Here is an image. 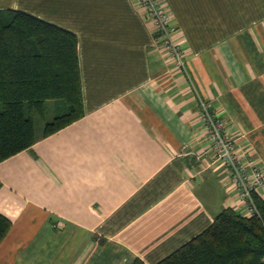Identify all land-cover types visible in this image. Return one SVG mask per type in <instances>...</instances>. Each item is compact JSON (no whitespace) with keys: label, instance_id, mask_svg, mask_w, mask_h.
<instances>
[{"label":"crops","instance_id":"obj_1","mask_svg":"<svg viewBox=\"0 0 264 264\" xmlns=\"http://www.w3.org/2000/svg\"><path fill=\"white\" fill-rule=\"evenodd\" d=\"M193 90L134 0H0L79 36L85 114L0 161V264H157L225 207L199 94L264 174V0H164ZM264 198V183L258 188Z\"/></svg>","mask_w":264,"mask_h":264},{"label":"trees","instance_id":"obj_2","mask_svg":"<svg viewBox=\"0 0 264 264\" xmlns=\"http://www.w3.org/2000/svg\"><path fill=\"white\" fill-rule=\"evenodd\" d=\"M50 100L61 112L38 132L35 116L46 120ZM84 114L79 36L29 12L0 8V161ZM253 197V214L223 208L207 229L157 264H264V198L258 191ZM11 225L0 212V242Z\"/></svg>","mask_w":264,"mask_h":264},{"label":"built area","instance_id":"obj_3","mask_svg":"<svg viewBox=\"0 0 264 264\" xmlns=\"http://www.w3.org/2000/svg\"><path fill=\"white\" fill-rule=\"evenodd\" d=\"M138 10L142 11L152 23V31L160 46L169 55L174 66L188 79L193 90L196 86L188 69L185 49L178 37L179 28L167 9L164 0H134ZM199 115L205 124L208 138L217 161L227 167L231 184L240 199L247 204L249 211L256 209L253 193L264 183V174L256 164H247L235 145L234 139L225 130V121L212 109L197 91Z\"/></svg>","mask_w":264,"mask_h":264},{"label":"rangeland","instance_id":"obj_4","mask_svg":"<svg viewBox=\"0 0 264 264\" xmlns=\"http://www.w3.org/2000/svg\"><path fill=\"white\" fill-rule=\"evenodd\" d=\"M59 112L61 111L58 110L57 106H55L54 100L48 101L47 102V112H46V117H45L46 120L41 118L39 115L35 116V124H36V128L38 132H41L43 130L45 121H51L56 115V113H59Z\"/></svg>","mask_w":264,"mask_h":264}]
</instances>
